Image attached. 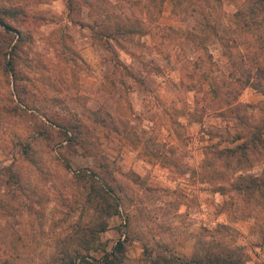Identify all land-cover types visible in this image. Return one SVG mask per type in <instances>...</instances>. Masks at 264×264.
I'll use <instances>...</instances> for the list:
<instances>
[{
	"label": "rangeland",
	"instance_id": "obj_1",
	"mask_svg": "<svg viewBox=\"0 0 264 264\" xmlns=\"http://www.w3.org/2000/svg\"><path fill=\"white\" fill-rule=\"evenodd\" d=\"M119 231L118 264H264V0H0V264Z\"/></svg>",
	"mask_w": 264,
	"mask_h": 264
},
{
	"label": "trees",
	"instance_id": "obj_2",
	"mask_svg": "<svg viewBox=\"0 0 264 264\" xmlns=\"http://www.w3.org/2000/svg\"><path fill=\"white\" fill-rule=\"evenodd\" d=\"M263 1V0H261ZM262 7V6H261ZM124 253V242L118 239L111 247L110 250H105L102 254V260L105 264H118L122 261ZM65 264H95L94 258L89 253L78 252L76 255Z\"/></svg>",
	"mask_w": 264,
	"mask_h": 264
},
{
	"label": "crops",
	"instance_id": "obj_3",
	"mask_svg": "<svg viewBox=\"0 0 264 264\" xmlns=\"http://www.w3.org/2000/svg\"><path fill=\"white\" fill-rule=\"evenodd\" d=\"M112 217L114 218V217H117V219H118V214L116 215H112ZM109 230H111V229H109ZM118 235L120 236V239L122 240L123 238H124V236H125V234L124 233H122V232H120L119 231V233H118ZM112 245L113 244H111V246L109 247V248H106V250H110L111 249V247H112ZM98 264H105L103 261H101L100 263H98Z\"/></svg>",
	"mask_w": 264,
	"mask_h": 264
}]
</instances>
